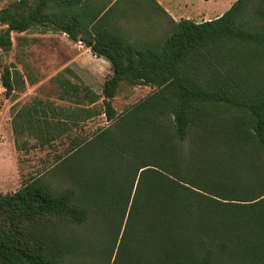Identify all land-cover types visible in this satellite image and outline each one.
<instances>
[{
    "label": "trees",
    "instance_id": "obj_1",
    "mask_svg": "<svg viewBox=\"0 0 264 264\" xmlns=\"http://www.w3.org/2000/svg\"><path fill=\"white\" fill-rule=\"evenodd\" d=\"M152 2L172 27L148 46L100 31L104 8L87 17L85 0L0 8V52L13 33L41 29L81 41L112 70L101 95L53 78L60 100L103 99L109 125L88 138L69 132L99 115L92 108L35 100L13 113L17 149L24 135L34 148L69 146L0 193V264H82L93 251L106 264H264V0L200 23H175ZM123 82L157 90L118 114ZM1 84L10 97L25 79L6 67Z\"/></svg>",
    "mask_w": 264,
    "mask_h": 264
},
{
    "label": "rangeland",
    "instance_id": "obj_2",
    "mask_svg": "<svg viewBox=\"0 0 264 264\" xmlns=\"http://www.w3.org/2000/svg\"><path fill=\"white\" fill-rule=\"evenodd\" d=\"M16 1L20 0H0V8ZM232 1L234 0H228L227 3L223 4V0H213L210 5H206L202 0L199 3L195 0V7L200 11L226 8L225 13L230 9L227 7ZM145 7L148 9L147 5ZM2 28L3 26L0 25V29ZM12 39V49L8 52H0V193L3 194L17 191L32 177L48 170L55 162V154L63 153L69 146V141L65 140L62 146H58L56 143L55 148L47 147L45 150H39L34 148L36 142L32 138L22 136L19 138V148L16 150L12 117L13 113L21 106L29 105L35 99H40L50 101L58 105L59 108L73 112H80L81 108H92L99 115L86 121L84 118L79 127L71 133V135H79L84 138L92 136L98 129L109 125L106 116L102 114L103 99L92 107H88L90 105L87 101L83 103V107L68 101H61L59 100L58 86L52 79L57 74H61L62 78L70 80L78 87H86L101 95L103 85L106 79L110 77L99 76L105 72L102 62L85 54L77 59L81 61H75V56L77 58L80 53L77 52L76 55H72L68 38L61 33L54 35L41 29H32L24 34L13 33ZM6 67L19 70L23 77H27L29 81L38 79V83L7 97L1 84V73ZM156 90V88L149 86L133 87L123 82L113 100V106L118 114H122L133 105L152 95ZM17 100L19 101L12 110L11 107ZM84 115L83 113L82 116ZM16 173H18L17 177L15 176ZM143 253L145 254L146 251ZM90 256L82 264H106L104 252L93 251Z\"/></svg>",
    "mask_w": 264,
    "mask_h": 264
},
{
    "label": "crops",
    "instance_id": "obj_3",
    "mask_svg": "<svg viewBox=\"0 0 264 264\" xmlns=\"http://www.w3.org/2000/svg\"><path fill=\"white\" fill-rule=\"evenodd\" d=\"M154 1L167 13V15L175 23L183 19L192 20L194 22H199V23L203 21H208L221 16L222 14H224V11L226 9L225 8L222 10L212 9V10L200 11L197 10L195 7V0H154ZM199 1L201 0H196L197 3H199ZM202 1H204L206 5L208 4L210 5L213 0H208V1L202 0ZM234 1H232L227 8H231V6L234 4ZM227 2L228 0H223V4ZM142 5H147L148 9ZM84 6L86 7L87 17L93 16L99 10L104 8L102 13L99 15L98 19L96 20L98 21L103 17L102 23L98 27L99 30L102 32L103 31L113 32L114 34L129 40V42L131 43L144 42L148 46L163 41L168 37L169 29L172 27V23L169 21L167 16L160 12L158 7H156V4H154L152 0H85ZM48 32L53 33L52 31H48ZM53 34L56 35L57 33H53ZM64 35L68 38L66 34ZM67 40L69 43V47L71 48L72 55H76L77 52L80 53L77 56V58L75 56L74 59L75 61H81L77 59H80V57L83 56L82 54H85L86 56H90V58H93L94 60L103 63L105 72L102 75H99L100 77L107 78L108 76L112 75L111 65L109 64V62H107L103 58H97L96 56H94L90 48L84 46L81 41L73 42L69 40V38ZM99 76L97 75V77ZM24 79H25L24 89H26V87H29L30 85H35L38 83V79H34L32 81H29L27 77H25ZM58 89L60 93V88L58 87ZM35 100H38L40 102V99H35ZM18 101L19 100H17L15 104H17ZM41 101H43L46 104H51L52 107L54 106L59 108L58 105L50 101H44V100ZM66 101L74 103L70 100H66ZM92 106L93 105L88 107H92ZM47 116L48 118H50L51 116L53 117L51 112H48ZM94 117H91V115L87 116L85 118V121L92 119ZM80 123H82V121L76 124H80ZM78 127L79 125L74 126L73 127L74 129L71 132H69V135H71V133ZM24 136L30 139L32 138L27 135ZM71 136H76V135H71ZM32 140L36 142L34 138H32ZM65 140L67 139L65 138L64 141ZM14 143H15V139H14ZM15 149L17 150L16 144H15ZM38 149L45 150L47 149V146L43 149L40 148ZM12 156L14 157L13 153ZM15 176L17 177L18 173H16Z\"/></svg>",
    "mask_w": 264,
    "mask_h": 264
}]
</instances>
